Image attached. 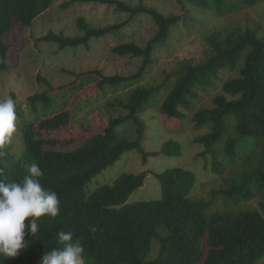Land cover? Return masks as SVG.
Instances as JSON below:
<instances>
[{
    "label": "trees",
    "instance_id": "obj_1",
    "mask_svg": "<svg viewBox=\"0 0 264 264\" xmlns=\"http://www.w3.org/2000/svg\"><path fill=\"white\" fill-rule=\"evenodd\" d=\"M90 1L124 13L127 19L92 27L78 18L74 36L48 32L32 46L51 44L59 50L88 52L108 37L117 38L110 53L135 60L137 65L132 72L111 76L99 69L81 74L67 71L74 76L71 84L55 91L49 87L27 99L34 109L31 120L22 119L20 100L14 92L8 93L16 102L19 119L13 137L18 150L12 154L9 145L4 149L0 178L20 181L26 174L24 166L35 162L44 173L42 186L55 191L61 204L59 215L38 220L36 236L25 235L27 249L5 259L4 264H40L45 252L62 248L57 235L61 230L72 231L74 239H81L85 264H259L264 257V30L229 23L206 36L198 62L182 60L163 71L159 82L142 83L156 62L155 53L170 47L180 27L189 31L199 26L204 13L221 17L264 0H174L183 13L167 17L141 2L133 6L124 0H81ZM54 2L0 0V73L13 67L8 54L27 45L6 44L3 39L17 29L32 32L39 19L42 25L52 23ZM142 15L149 16L156 27L144 47L123 39L128 36L126 27ZM232 73L234 76L229 75ZM225 74L229 77L223 81ZM218 85L220 93L214 95L211 106L195 111L194 104L217 91ZM67 93L71 95L68 109L53 112L56 97ZM108 96L110 100L103 105L106 113L93 108L85 115L90 123L68 136L72 143L60 142L58 131L75 122L76 113L83 114L92 101ZM36 108L43 110V119L39 120ZM150 110L181 130L186 122L193 128L208 123V132L193 142L202 147L198 156L210 166L212 175L222 181L207 194L193 196L198 173L174 166L162 172L119 173L109 183L84 190L124 154L139 153L143 165L149 158L181 157L182 146L172 139L159 151H146L149 125L143 116ZM229 166H233L232 173L224 175ZM148 177L159 181V196L128 203ZM254 196L260 199L259 210L234 212L228 208ZM218 198L227 209L210 212ZM227 199L233 203L228 204ZM90 225L97 228L96 233L89 232Z\"/></svg>",
    "mask_w": 264,
    "mask_h": 264
},
{
    "label": "rangeland",
    "instance_id": "obj_2",
    "mask_svg": "<svg viewBox=\"0 0 264 264\" xmlns=\"http://www.w3.org/2000/svg\"><path fill=\"white\" fill-rule=\"evenodd\" d=\"M126 3L136 6L139 2L147 8L159 11L164 17L170 15H181L183 8L174 0H124ZM185 7V6H184ZM208 12V11H207ZM50 13L53 16L52 23L42 25L41 19L35 23V29L32 32H27L23 29H17L3 40L6 44L20 45V42H25V48L20 51L8 54V57L13 61V67L4 73H0V99L7 98L9 92H14L20 100V114L24 120L32 119L34 109L29 106L27 99L42 92L55 91L71 84L74 74H81L89 70H103L107 76L132 72L137 65L135 60L128 58H118L110 53V49L117 42V38L108 37L104 40L103 45L95 47L92 50L77 51L75 49L59 50L57 46L47 45L35 48L32 42L48 32L63 33L65 36H74L78 30L76 27V19L83 18L85 23L92 27H106L112 24L123 23L127 16L124 13L114 12L112 8H107L104 5L90 2H81V0H55ZM237 13V14H236ZM200 15V13H198ZM200 24L196 28H190L189 31L183 30L181 27L174 34L170 47L155 53V64L148 76L145 77L142 84H154L162 78V72L173 68L182 60H191L198 62L202 58V53L206 48L205 38L208 34L222 31L229 23L239 22L242 27L256 28L264 30V3H259L252 8L240 9L237 12L228 13L225 16L217 17L212 13H204L200 15ZM156 27L149 16L142 15L133 25H129L125 29L127 37H123L126 41H132L137 45L144 47L147 42L154 36ZM22 45V44H21ZM12 55V57H11ZM7 57V58H8ZM234 76V74H229ZM225 74L222 80L225 81L229 77ZM210 91V90H209ZM208 91V92H209ZM220 93L218 85L217 91H210L202 100L194 104V110L197 111L201 107H210L211 100L215 94ZM70 94L59 95L56 97L53 112L60 111L62 108L68 109L70 103ZM110 97L97 99L92 101L89 106L83 110V114L76 113L75 122H70L67 126L58 131L57 135L61 143H72L71 138L73 133L77 132L83 125H88L90 122L86 120L85 115L93 108H100L104 113L103 105ZM56 108V109H55ZM52 109V108H51ZM39 120L43 119L41 114L43 110L36 108ZM145 122L149 125L146 137V151H159L164 142L172 139L182 146L181 157H161L155 159L149 158L146 165L142 164L141 155L137 152L124 154L119 161L113 166L106 168L98 176L92 179L84 190L90 191L98 184L109 183L119 173L138 174L146 169L162 172L174 166L192 170L196 176V186L192 195L201 196L208 193L209 189L215 187L222 181V177L212 175L210 166H206L200 156L202 147L196 145L193 139L196 136L208 132L209 124L206 123L198 128H193L191 122H186L183 129H178L176 124L166 122L164 117L159 115L155 110L148 111L144 116ZM29 121V120H28ZM79 125L76 126L75 123ZM19 123V119H17ZM14 137V136H13ZM56 137V135H52ZM69 144V145H70ZM18 144L15 140H11L9 148L11 153L16 152ZM62 148V144L60 145ZM20 148V147H19ZM18 150V149H17ZM21 150V148H20ZM224 175H230L233 171V166H229L225 170ZM108 181V182H106ZM160 193L159 181L154 177H148L143 187L132 193L128 199V203H135L143 200L156 199ZM228 204L233 203L232 199H227ZM260 199L254 196L251 200L243 199L237 201L228 207L234 212L240 210H259ZM227 209L224 206L223 199L218 198L210 212L224 211ZM157 250V249H156ZM259 264H264V257Z\"/></svg>",
    "mask_w": 264,
    "mask_h": 264
},
{
    "label": "clouds",
    "instance_id": "obj_3",
    "mask_svg": "<svg viewBox=\"0 0 264 264\" xmlns=\"http://www.w3.org/2000/svg\"><path fill=\"white\" fill-rule=\"evenodd\" d=\"M16 102L9 96L0 99V160L6 156L4 149L18 132ZM26 174L20 181L0 178V264L5 259L15 258L28 247L25 235L33 237L39 231L41 217H56L61 201L57 193L41 184L44 175L37 163L25 166ZM97 228L89 226L90 233ZM61 249L45 252L40 264H85V246L75 238L72 231L57 233Z\"/></svg>",
    "mask_w": 264,
    "mask_h": 264
}]
</instances>
